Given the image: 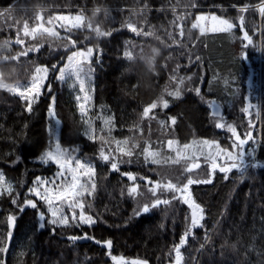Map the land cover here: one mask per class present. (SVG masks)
Instances as JSON below:
<instances>
[{
    "label": "trees",
    "instance_id": "obj_1",
    "mask_svg": "<svg viewBox=\"0 0 264 264\" xmlns=\"http://www.w3.org/2000/svg\"><path fill=\"white\" fill-rule=\"evenodd\" d=\"M261 3L264 0H0L1 80L6 84H27L34 68L46 65L50 69L46 88L51 87L33 104L31 113L25 110L20 97L0 89V170L14 188L12 197L7 193L0 196V241L5 240L8 231L13 233L8 252H0V261L4 262L6 256L7 264H114L106 249L93 240L68 239L87 233L97 240H112L113 256L147 260L148 264H173V246L187 230L190 210L173 200L167 206L135 215L137 202L150 203L155 197L139 180L142 195L133 199L126 194L131 182L119 172L110 171V164L99 158L102 145L106 153L111 147L112 155H116L115 144H104L99 137L128 139V147L136 145L132 157L117 156L121 172L179 184L191 175L208 178L210 170L206 166L186 174L184 164L172 163L170 158L174 159L175 151L168 149L167 141L171 139L183 146L208 139L232 150L231 133L215 127L217 117L211 115L209 108V103L215 101L220 113L241 135L249 130V115L241 108L251 103L254 140L243 149L244 173L233 169L225 179V174L217 170L212 183L191 187L193 198L204 208V220L203 228L193 229L181 248L183 264H264V17L258 12ZM241 6H247L248 11L241 13ZM96 8L101 11L93 15ZM67 12L82 13L85 27L67 31L57 26L62 39L45 42L39 52H29L19 61L10 60L12 55L40 42L39 37L32 40L23 36L25 21L31 29L37 23V13H42L46 22L49 17ZM209 12L237 27L230 32L203 34L193 29L196 18ZM241 15L244 28L253 39L246 49L242 47L239 27ZM128 22L144 31L136 35L127 28ZM89 23L92 29L87 27ZM97 27L111 35L97 36ZM181 29L183 37L179 34ZM18 32L25 41L23 46L13 44ZM148 32L152 34H144ZM68 37L77 41L75 49ZM5 40L9 41L8 47L4 46ZM87 47H93L96 53L90 66L95 140L85 135L76 100L51 69L53 64L62 66L72 51ZM126 51L132 53L131 61L124 55ZM250 78L252 89L248 87ZM181 79L183 84H179ZM196 87L201 89L200 96L195 94ZM177 88L181 92L179 98L168 95ZM51 97L55 98V119L61 124V146L78 147L82 159L96 165L97 190L91 197H84L86 213L97 219L91 227L77 226L78 222L71 220L67 227L57 226L46 219L41 229L36 210L25 208L20 212L11 203L13 198L17 204L25 198L34 199L28 195L34 180L57 172L56 165L40 160L54 143L50 128L55 125L48 114ZM161 98L168 101L169 107L158 106L151 114L155 119L143 118V109L153 102L159 104ZM169 117H175V125L170 124ZM106 120L111 124L105 126ZM149 144L159 152L160 164L145 161L143 149ZM253 163L257 166L252 167ZM157 195L170 199L173 193L160 189ZM9 215L16 216L14 228H9ZM46 217L50 218L47 212Z\"/></svg>",
    "mask_w": 264,
    "mask_h": 264
},
{
    "label": "snow or ice",
    "instance_id": "obj_2",
    "mask_svg": "<svg viewBox=\"0 0 264 264\" xmlns=\"http://www.w3.org/2000/svg\"><path fill=\"white\" fill-rule=\"evenodd\" d=\"M195 5H193L194 7ZM101 11L100 8H96L93 12L95 15L97 12ZM241 13H245L248 11L247 6H241L239 8ZM258 12L261 17H264V3H261ZM35 20L37 23L31 29L29 28V24L27 21L24 22L22 32L23 36L31 37L32 40H37L40 38V42L38 44H34L23 51L16 53L10 57L12 61H19L20 57L27 56L29 52H39L40 48L44 46L45 42L51 43L52 40L62 39L60 36V32L57 31V26L59 28H64L67 31H72V29H82L85 27L84 16L83 14H77L75 16L69 15H55L54 17H49L45 22V18L42 13H37L35 16ZM54 21L58 23H54ZM45 24L49 26H45ZM127 28L135 33L136 35H140L144 30L143 28H137L133 23L128 22ZM89 29H92L91 23L87 25ZM237 25L230 22L228 19L216 16V15H199L196 18V21L192 24L193 29H199L201 34H203L206 30L210 29L212 32H230ZM239 27L241 29V38H242V47L248 48L253 44L252 36L249 35V32L244 28V16L241 15L239 17ZM97 36H108L111 35V32H102L99 27L94 29ZM145 35H151V32L144 33ZM180 36L183 37L184 32L181 29ZM51 38V39H50ZM71 46L75 49L77 41L71 39V37L67 38ZM25 41L20 38V33H17L15 44L23 46ZM9 41H4V46L8 47ZM65 51H67V47H65ZM96 54L93 47H87L81 50H74L66 57V62L62 66H57L53 64L51 69L57 72L56 79L60 81H65L67 79H73L79 83V93L83 95H77L75 98L79 102L78 109L82 116H87V106L91 101V96L88 94V91L85 87V80L89 77L90 72L93 70L90 66L92 64V57ZM124 55L131 61L133 59V55L131 52L126 51ZM141 56V55H140ZM200 57L197 56L196 60H199ZM5 62L9 61L8 59L4 60ZM50 69L48 66H36L34 68V74L31 75L30 81L21 87L20 85L11 86L6 83H0V88H5L13 94L18 95L25 102V110L29 113L33 110V104L38 102L39 97L43 95L44 91H51L50 85L45 88V83L48 78V73ZM175 80V76L172 77ZM188 79H191L189 76ZM184 81L181 79L179 84H183ZM193 91V89H189ZM195 94L197 96L201 95V89L196 87L194 89ZM169 96H173L179 98L181 96V92L179 88L175 91L168 92ZM203 99V97H201ZM51 106L49 108V116L53 119L54 125H59L60 121L55 119V98L51 97ZM162 105L164 109L169 107V103L167 100L161 98L158 102H153L150 105L146 106L143 109L142 117L155 119V115H151L158 106ZM253 105L249 103L247 107L241 108V111L247 113L249 115L248 119V128L249 130L245 132L243 135L237 130V127L228 123L225 119L224 115L219 112V108L216 106L215 101H211L209 103V108L211 109V115L213 117H217L215 121V127L218 129H225L231 133V137L233 138V143L231 145V149L222 147L218 141L204 139L200 142L193 141L192 144H184L182 149L178 147H174L177 144L176 141L169 139L167 141V147L170 150L176 152V157L171 159V162L174 164L180 163V160L186 159L192 161L191 163L185 165L184 172L192 173L194 170L199 169L201 165L197 162L199 160V155L196 152L188 153L186 150L192 148L193 144L199 143L201 145L200 154L205 156V159L210 162V171L208 174V178L199 179L194 178L193 176H188L186 181L183 184L173 183L170 179L166 182L164 180L154 181L146 176H139L136 173L124 171L121 172L119 168V161L117 160V156H133V148L136 147L133 144L132 147H128L129 140H116V139H106L104 136H100L99 139L103 141L104 144H115V153L116 155H112L113 149L111 147L108 148V152L106 153L103 145L99 151V158L106 164H110V171L119 172L120 175L126 177L128 181L131 183L127 186L126 194L129 197L135 199L138 195H142L140 192L141 184L137 181H144V186L149 193L152 194L155 199H153L150 203H140L137 202V208L134 210L135 215L139 216L141 214L149 213L151 209L157 208L161 205H169L173 200H179L183 205L190 210V215L186 217L190 222L187 225V230L183 233L181 238L179 239L178 244L173 246V250L175 253L173 264H183V254L181 252V248L185 246L189 235L192 233V230L195 228H203L202 221L204 220V208L198 204L193 198L191 187L193 185L199 184H210L212 183V178L217 170L219 172L224 173V178L227 179V174L232 172L233 169H237L239 172L244 173L246 170V164L243 159L245 153L243 149L245 145L249 143V141H253L254 137L252 134V129L255 128V124L251 119V109ZM170 124L175 125L176 119L175 117H169ZM85 123H88L85 120ZM105 126L111 124L110 120H106ZM162 126L164 122H161ZM89 128L91 129L88 134V138L90 140H95L97 137L95 135V129L92 128L91 124H89ZM50 132L53 136H55V127L50 128ZM141 134H143V130L140 129ZM206 149V151H204ZM236 150V151H233ZM143 155L145 161H150L152 164H160L162 161L158 158L159 152L151 149V145H146L143 149ZM223 160L224 163H218V160ZM40 160L44 164H48L51 162L52 164L57 166V172L54 174V178L49 180L47 178H36L34 181L35 186L28 190L29 195L35 197V199L25 198L20 204H17V199L13 198L11 203L13 205H17V208L20 212H24L25 208H30L36 210L37 216L41 223L39 227L43 229L45 227L44 221H47L52 225L57 226H69L70 220L72 222H78L79 225H88L91 227L93 224L97 222V219L92 215L86 213V202L84 200L85 195L91 197L97 190V184L95 182L96 177V168L92 163H85L81 160H76L71 152L62 148L59 140L55 141L54 148L46 151L40 157ZM230 162V163H229ZM255 163L252 164V167H256ZM163 189L166 192L173 193L170 199L168 198H160L157 195L158 190ZM7 193L8 196L12 197L14 193V188L11 183H7L5 177L0 175V196H3ZM124 194V193H122ZM16 196H19V193H16ZM46 206V208H45ZM65 207L68 209V212H65ZM46 212L50 213V218L46 217ZM16 224V216L9 215L8 216V225L9 228H14ZM52 231H55L53 228ZM12 231H8L5 240L0 241V252L7 253L9 242L12 238ZM69 240L77 241V240H93L96 244L101 245L106 249V254L111 256V260L114 264H148L147 260L140 259H132L131 261L127 260L125 257L113 256L111 255L112 248V240H97L95 237L88 235L87 233L81 235H73L68 237ZM0 264H4L3 261H0Z\"/></svg>",
    "mask_w": 264,
    "mask_h": 264
},
{
    "label": "rangeland",
    "instance_id": "obj_3",
    "mask_svg": "<svg viewBox=\"0 0 264 264\" xmlns=\"http://www.w3.org/2000/svg\"><path fill=\"white\" fill-rule=\"evenodd\" d=\"M61 14H63V15H69V14H71V15H73V16H75L76 14H74V13H61ZM58 15H60V14H58ZM200 15H202V14H200ZM203 15H214V14H212V13H206V14H203ZM212 31L210 30V29H208V30H206L204 33H211ZM13 42H15V39L13 40ZM48 80H49V73H48V78H47V81H46V83H45V88H46V86H47V83H48ZM61 82H63V83H65L66 85H67V87H68V89L70 90V92H71V94H72V96H73V98L76 100V96L77 95H83L82 93H79V83L77 82V81H75L74 80V78L73 79H67V80H65V81H61ZM0 83H4L2 80H1V78H0ZM9 85H11V86H16V85H20L21 87H23L24 85H26V84H9ZM85 87H86V90L88 91V94L91 96V101L89 102V104H88V106H87V116H82L81 115V113H80V111H79V113H80V115H81V117L83 118V121H84V123H85V120H87L88 121V123H85V135L88 137V134L90 133V131H91V129L89 128V124H91V126H92V128L93 129H95L96 130V118H95V115H94V110H93V102H92V92H93V89H94V80H93V76H92V74H91V72H90V74H89V77L85 80ZM1 90H6V91H8L7 89H5V88H0ZM10 92V91H9ZM11 93V92H10ZM13 94V93H12ZM13 95H16V94H13ZM43 95H44V93H43ZM43 95H41L40 97H42ZM16 96H18V95H16ZM19 97V96H18ZM39 97V98H40ZM76 103H77V107H78V101L76 100ZM219 108V107H218ZM219 112H221V110H220V108H219ZM55 127H56V132H55V136H54V143H53V146H52V148H54V144H55V141L56 140H59V142H60V128H61V124H59V125H55ZM95 135H96V132H95ZM192 144V143H191ZM61 145V144H60ZM62 147V146H61ZM174 147H178V148H180V149H182V147L183 146H180V145H178V144H176V145H174ZM51 148V149H52ZM63 148V147H62ZM200 149H201V145L199 144V143H197V144H193V146H192V148H190V149H188V150H186L188 153H192V152H196V154L197 155H199V160L198 161H201L202 162V166H206L207 168H209V170H210V162L208 161V160H206L205 159V156L204 155H201L200 154ZM70 152H71V154L74 156V158L76 159V160H81V161H83V162H85V163H92L94 166H95V168H96V165H95V163L94 162H91V161H86V160H83L82 159V157L79 155V150H78V147H72V148H70V149H68ZM204 151H206V149H204ZM175 157H176V152H175ZM174 157V158H175ZM223 160L221 159V160H218V163H220V164H223V162H222ZM192 161H190V160H186V159H181L180 160V163H178L179 165H181V164H184V167H185V165H187V164H189V163H191ZM48 164H52L51 162H49ZM184 167H183V169H184ZM0 175H3L4 177H5V175L3 174V172L0 170ZM191 176H194V175H191ZM39 178H47V179H49V180H52L53 178H54V174L53 175H51V176H39ZM5 180H6V182L7 183H10V181L5 177ZM36 180V179H35ZM34 180V181H35ZM95 181H96V177H95ZM35 186V184H34V182H33V184H32V186H31V188L32 187H34ZM28 195H29V192H28ZM31 196V195H30ZM33 197V196H32ZM34 199H35V197H33ZM64 211L65 212H68V209L65 207V209H64ZM49 215H50V213H49ZM127 259V258H126ZM127 260H129V261H131L132 259H127Z\"/></svg>",
    "mask_w": 264,
    "mask_h": 264
},
{
    "label": "water",
    "instance_id": "obj_4",
    "mask_svg": "<svg viewBox=\"0 0 264 264\" xmlns=\"http://www.w3.org/2000/svg\"><path fill=\"white\" fill-rule=\"evenodd\" d=\"M13 44L14 45H16L17 46V44H15V42H13ZM248 87H249V89H252V78H250V80H249V82H248ZM200 165H201V167H202V162L201 161H197ZM200 167V168H201ZM199 168V169H200ZM199 169H196V170H194L193 172H195V171H197V170H199ZM186 174H190V173H187V172H185ZM6 260H7V257L5 256V258H4V264H7L6 263Z\"/></svg>",
    "mask_w": 264,
    "mask_h": 264
},
{
    "label": "clouds",
    "instance_id": "obj_5",
    "mask_svg": "<svg viewBox=\"0 0 264 264\" xmlns=\"http://www.w3.org/2000/svg\"><path fill=\"white\" fill-rule=\"evenodd\" d=\"M152 59H153V62H154V61H155V59H156V57H155V56H153V57H152Z\"/></svg>",
    "mask_w": 264,
    "mask_h": 264
},
{
    "label": "bare ground",
    "instance_id": "obj_6",
    "mask_svg": "<svg viewBox=\"0 0 264 264\" xmlns=\"http://www.w3.org/2000/svg\"><path fill=\"white\" fill-rule=\"evenodd\" d=\"M260 80V79H259Z\"/></svg>",
    "mask_w": 264,
    "mask_h": 264
}]
</instances>
